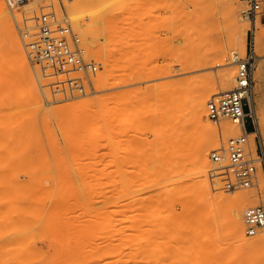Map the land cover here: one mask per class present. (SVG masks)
Segmentation results:
<instances>
[{
	"label": "rangeland",
	"instance_id": "1",
	"mask_svg": "<svg viewBox=\"0 0 264 264\" xmlns=\"http://www.w3.org/2000/svg\"><path fill=\"white\" fill-rule=\"evenodd\" d=\"M2 1L8 18L0 14V185L20 183L21 189L14 193V197L23 203H30V210L36 207L30 211L27 222L8 224V228L0 212V236L14 234L22 237L24 231L27 237L25 242L22 241L25 237H22L12 252L18 264H71L74 262L71 260L76 257L79 260L82 254L87 257H84L86 264H108L110 261L114 264L117 257V246L114 245L118 244L121 225L119 212L116 211L120 206L128 208V217L123 223L125 227L138 223L142 233L157 236L160 231L157 218H153L157 222L153 223V220L151 223L140 217L148 208L157 215L161 199L156 194L163 193L169 184L164 195L171 198L168 203L171 215L168 226L172 219H179L185 214L189 208L185 205L186 201L191 200L192 207L212 205L206 211L207 215L210 214L209 230L214 231H210V235L217 236L214 243L215 264H264V229L257 235L247 236L243 226L245 243L239 244L230 239L227 216L230 201L216 195H233L243 191L251 205H264V185L260 186L257 178L249 188L225 191L217 186L214 188L207 175L210 183L207 192L211 189L212 193L199 194L203 186L197 180L204 174L201 168L198 169L202 172L195 168L193 158L194 150L206 140V135L195 128L188 106L187 114L177 122L178 127H186L183 136L185 151L183 155L179 153L178 164L169 160L170 149L167 148L179 138L177 131H171L170 127L176 123L174 116H181L183 92L210 90V99L212 95L220 94V73L228 70L235 75V64L222 65L225 57L234 51L243 57L252 44L257 57L256 66L261 64L264 72V14L257 17L260 25L255 41L251 23L240 20L242 3L233 0L240 26L238 46L227 49L222 57L216 58L214 54L220 42L227 44L230 38L224 14L226 0L81 1L84 4L80 12L90 18L83 30L86 33L89 31L91 40H88L91 42L80 36L72 24L63 5L69 0H20L13 7L6 0ZM48 5L53 7L57 19L80 38L85 58L98 65L95 74L83 75L85 92L58 93L51 85L56 78L49 76V70L44 72L39 63L28 57L27 44L34 40L38 29L36 23L35 28H29L31 25L25 22L32 19L36 22L40 9L43 12L51 10ZM184 20L189 21L187 25ZM92 30L94 34H90ZM19 41L26 68L14 65L11 52L14 47L11 49V46L17 48ZM243 43L246 46L244 51L240 48ZM102 68L105 72L107 70L109 77L105 76L98 86L96 76ZM77 75L82 73L70 74ZM31 77L35 79L34 87L30 84ZM147 87H153V90L148 91ZM256 88H259L258 92ZM254 90L258 120L264 131V82L259 86L255 80ZM98 96L102 99L99 107L84 106L80 110L70 107L85 97L95 99ZM102 113H105L102 120L96 121ZM226 124L230 123L217 125L212 122L213 127L218 129V137H222V133L227 134ZM246 124L248 130L253 128L250 120ZM98 125L102 130V136L98 137L101 145L98 147L99 155L93 154L95 146L86 143ZM234 133L231 136L240 134L237 126ZM84 137L89 139L85 141ZM5 144H17L22 151L4 154L1 151L6 150ZM261 145L264 154L262 142ZM220 146H224L221 138L219 144L210 147L209 152ZM80 148L86 151L81 152ZM209 162L207 174L212 167L210 159ZM8 193V188L0 187V198L9 196ZM214 198L216 201L212 200ZM135 206L140 208L138 216L129 217L130 210ZM65 218L70 219L69 224H66ZM65 227L69 229L68 238L64 235ZM35 246L43 252L42 256L34 254ZM77 252L79 256L76 254L74 257Z\"/></svg>",
	"mask_w": 264,
	"mask_h": 264
},
{
	"label": "bare ground",
	"instance_id": "2",
	"mask_svg": "<svg viewBox=\"0 0 264 264\" xmlns=\"http://www.w3.org/2000/svg\"><path fill=\"white\" fill-rule=\"evenodd\" d=\"M81 1L87 2L90 0H69V2H67V3L65 2L63 5L66 8V11L68 13V16H69L72 24L75 26V29L78 30V33L80 34V36H83V38H87V41L89 42L91 40L90 35H88L89 31L87 30L88 33L84 32L83 26L85 24H87L88 21H90L89 20L90 18L88 16H86L85 14H82L80 12V9L84 4ZM224 5H225L224 14H225V18L227 21V26L230 29V38H229V41L227 44H225V42L224 43L220 42L219 45L217 44L218 47L216 48L215 54H214L216 58L222 57V55L224 53H226L227 49H235L238 46L237 32L239 31L240 26H239L237 16H236V10L233 7V0H226V3ZM0 14L6 15L5 17L8 18L7 11L5 9V5H4L2 0H0ZM190 17H191V15H190ZM240 20H244V19L242 18ZM187 22H189V21L184 20L185 25H187ZM25 23H28L31 25L29 28H35L36 22H34V19L27 20ZM259 25H260V22L258 20H256L254 22V24L253 23L251 24V30L254 34V36H253L254 40H255V33H256V30L259 27ZM194 27H195V25H194ZM90 32H92L90 34H94L93 30ZM147 33H148V31H147ZM178 33H180V31H178ZM256 36H257V34H256ZM256 38L258 39V37H256ZM88 39H90V40H88ZM143 40L145 41L146 39L143 38ZM17 43H18L17 48H15V46H11V49L14 47V49L11 50V52H13L12 54H13V58H14V60H13L14 65L18 64V65H21L23 68H26V60H25V57L23 54V49H22L21 43H20V41ZM92 43L94 44V42H92ZM88 46H89V44H88ZM240 48L242 51H244L246 49L245 43H243L240 46ZM236 52L237 51H234L229 56L225 57L222 65L235 64L234 56H235ZM153 53H155L154 50H153ZM102 63L106 64V61H102ZM217 65L220 66L221 64L217 63ZM170 66H172V65H170ZM157 67L159 68L158 65H157ZM194 67H196V66H194ZM106 72H107V70H106ZM106 72H105L104 68H102L101 73H99L96 76L98 86L101 84V81L104 80L105 76H106V78L109 77V74L107 75ZM50 76L55 77L56 80H58V81H61L65 78V75H63V74H56V75H50ZM254 77H255V80L257 81L259 86L264 82V72H263L261 64L256 66L255 72H254ZM219 80L221 83V89H220L219 93L222 94V93L229 91L232 88V85L235 82V75L233 72L225 70L223 73L219 74ZM180 81H182V80H180ZM30 84H32L33 87L35 86V79L33 77H31ZM174 85H176V84H174ZM97 88H99V87H97ZM183 89H185V88H183ZM149 90L150 91L153 90V87H152V89L148 88V91ZM177 90H178V88H177ZM258 91H259V88H256V92H258ZM181 93H182V91H181ZM184 93L185 92H183V94ZM183 94L181 95V102H180V105L182 107L181 116L180 117L174 116L176 123H174L170 127L171 131H174V132L177 131L179 138L177 141H173L172 143H171V141H169V144L170 143L171 144L169 146H167V148L169 147V149H170L169 150L170 159L168 156L167 157L171 162L178 164L179 156H180L179 153H182V155H183V153L185 151L184 150L185 139L183 138V136L185 135L186 127L182 126V125L181 126L179 125V127H178L177 125H178L180 119L182 118V116H185L187 114L186 113V107L188 106L189 112L191 113V116H192V119H193V122L195 125V128L199 129V131L202 134L206 135V140L204 142H202L199 146H197V148L194 150L195 155L193 158L194 159L193 164L195 162V165H196V166L194 165L195 168L197 170H200L198 168H201L203 172L201 170L200 171L202 172V174H204V177H201L200 179L197 180V181L200 180L199 181L200 186H203V187H200L203 190H201L199 192V194L201 192H203L205 194L211 190L210 189L211 187H208V189H210V190H208V192H207V185L210 184V183H208V180H207V179H209V178H207V175H208L207 170H208V167L210 164L209 159H208L210 147L219 144L220 138L222 140V144L225 145L226 141L230 138L229 136L235 134L234 129L236 128V125H234L232 123L226 124L227 134L222 133V137H218V135H217V134H219L217 132L218 129L213 127L212 122L210 121V119L208 117L207 109H206V103L209 99L211 91L209 90V91H203V92H192V93H188V94L186 93L184 95ZM84 96H87V95L85 94ZM101 101H102L101 96H98L95 99L94 98L91 99L90 97H85L83 99V101H81L79 103H73L70 105V107L73 110H80L81 108H85L84 106H89V107L92 106L93 107V105H96L97 107H99V106H101V103H102ZM251 103H252V115L257 122V130L253 131V133H251L249 135L250 145H251L252 149L254 150L255 144H254L253 138L255 136L260 137L261 142L264 146V131H263V128L261 127V123H259V120H258V115H257L258 113H257L256 106H255V97L254 96H253ZM178 107H179V105H178ZM146 109H148V107ZM148 110H150V109H148ZM23 114H24V112H23ZM104 114L105 113H102L100 116H98L96 121H101L102 116H104ZM219 125H221V123ZM101 136H102V130H101V127L98 125L97 127H95L92 130L91 135L89 136L90 139L88 138L89 140L87 139V137L86 138L84 137L85 141L88 140L86 143H91V145L96 147V149H94V151H93L94 152L93 154H97L98 150H100L98 147H100L101 145L99 144L100 139L98 137H101ZM231 137H233V136H231ZM92 138L94 139L93 142H91ZM6 145L7 144H5V146ZM16 145L10 144V146L9 145L6 146L5 151H1V152L2 153L4 152V154L5 153H8V154L12 153L13 154L14 152H15L14 154H16L17 152L20 153L22 151L21 147L19 148ZM2 146H3V144H2ZM5 146H4V148H5ZM19 146H21V145H19ZM22 146L24 147L23 144H22ZM88 147H90V146H88ZM4 148H3V150H4ZM12 148H14V149H12ZM80 149L81 150H79V151H81V152H82V150H85V148H83V149L80 148ZM163 149H165V148H163ZM90 150L87 151V153L90 152ZM72 151H76V149H72ZM41 153H42V151H41ZM160 153H162V152H160ZM85 154L86 153H84V155ZM98 155H99V153H98ZM164 157H166V156H164ZM167 174H168V172H167ZM257 175H258V181L260 183V186H263L264 185V168H263V166L259 167ZM203 180L205 182H201ZM10 183H8V185H7L9 187L2 186V184L0 185V187L8 188V191H9V193H8L9 196L0 198V212L3 213V215H1V214L0 215H1L2 221H4L3 223L5 225H7V228H8V224L11 225L12 223H19L20 224L23 222H27L29 220L28 216L30 215V211H32L36 208V207L35 208L33 207V209L30 210L29 209L30 203H27V202L23 203L22 200L15 198L14 193L17 190L21 189L20 183H17V184L11 183L12 185H9ZM203 183H206V184H203ZM22 184L24 185L25 183H22ZM4 185H6V184H4ZM169 186H170V184L167 185L166 188H164L163 193L161 192V193L156 194V197L159 196L161 199L159 205H157L158 206L157 207V210H158L157 215H154L152 213V211L147 207L148 210H143V212L145 214L143 213V216L141 215V217H140V219L143 218L142 219L143 221H145V219H148L149 221H151V223L154 219L157 218L158 222L156 220H154L153 223L157 222V224L159 226L158 229L160 231H159V234L155 237H151V235L149 233H144V232L142 233L141 231L143 229L140 225H137L138 223L137 224L133 223L134 225L132 224V225H130V227H129V225L127 227H125L123 225V223H124L126 217H128V215L126 214L128 211V208H124L123 206H120V208H119L118 207L119 205L117 206L119 208V210L118 211L115 210V211L119 212L120 224H121L119 226L120 230H118L119 231L118 232V234H119L118 244L114 245V246H117V250L115 249L117 251V253L115 252L117 254L116 255L117 257H115V255L113 253H111L116 258V259H114L116 264H215L216 255H215V250H214V243H215L217 236L214 237V235H213L214 233L212 234L213 236L210 235L211 230H209V226H208V216L210 214L207 215V211H206L207 208H209L208 206H210V205H207V207H206V205L205 206L197 205L196 207H192L193 205H191V202H190L191 200L188 201L189 204L186 201V203L185 202L184 203H185V205H188L189 208L185 210V214L179 219H177V218L174 220L172 219V222L169 223V226H168L169 218L171 216L170 212H169L168 203L170 202L171 198L168 199L169 196H164V195L168 191L167 189ZM197 186H198V183H197ZM214 188H215V186H214ZM169 189H171V187ZM168 194H169V192H168ZM204 194L201 193L200 195L204 196ZM216 195L218 196L217 198H219V195H221L223 199L226 198L230 201V205L228 208V215H227L228 216V231H229V233L228 232L227 233L229 234L230 239H232L233 241H235L239 244H244L245 243V236L243 235L244 222H243V214L242 213L245 211L244 210L245 207H247V205L250 204L249 201L247 202L248 195L243 191L235 193L233 195H226L224 193H216ZM215 198H216V196H215ZM215 198L212 200H215ZM208 200H209V198H208ZM211 206H210V208H211ZM251 206H254V205H251ZM139 209L140 208H138L136 206L133 207V209L130 210L129 217L130 216L133 218L137 217L138 213H139ZM154 216H156V217H154ZM212 216H213V214H212ZM241 216H242V218H241ZM64 221L66 222V224H69L70 219L65 218ZM135 224L137 225L136 227H135ZM150 225H152V224H150ZM67 227H69V226H67ZM67 227L63 228V230L64 229L66 230V231H64V235L66 236L65 238L69 237V234L67 233V230H69V229ZM151 227H150V230L152 231ZM136 228H138L139 230H137ZM140 229H141V231H140ZM263 229H261L259 232H261ZM10 230H11V228H10ZM136 230H137V232L139 231L138 232L139 236L136 235V233H137ZM208 230H209V232H208ZM22 232H23L22 237H25L24 231H22ZM22 232H20V233H22ZM212 232H214V231H211V233ZM6 233H8V232H6ZM66 234H68V236ZM244 234H245V228H244ZM13 235L7 234L5 236H0V264H18L17 258L15 257V255H13L12 252H14L16 250V247L18 246V244H20L22 237L16 236V235L13 236ZM19 235H21V234H19ZM216 235H218V234H216ZM221 235H222V233L220 234V236ZM211 237L212 238L214 237V238L212 239ZM26 238L27 237H25V239L23 238L22 241L25 242V240H27ZM70 242H71V240H70ZM65 244H67V243L65 242ZM69 244H67V245H69ZM38 249L36 246L33 248L34 254L36 256H42L43 252L42 251L40 252ZM72 249H74V251H77V250H75V248H72ZM78 252L80 253V249ZM78 252L74 254L75 255L74 257H76L77 255L79 256ZM111 252H113V251H111ZM72 256H73V254H72ZM79 257H82V258H79V260H78V257L74 258L71 261H74L75 263L73 262L71 264H84L85 259L87 257L84 256V257H86V258H84L83 254H82V256H79ZM75 259H77V261ZM80 259H82L84 261H82ZM78 261H80V262H78ZM81 262H83V263H81ZM88 262L91 263V260H88ZM110 262L108 264H113V261H110ZM115 262H114V264H115ZM20 263L21 262H19V264ZM32 263H34V262H32ZM86 263H87V260H86L85 264Z\"/></svg>",
	"mask_w": 264,
	"mask_h": 264
},
{
	"label": "built area",
	"instance_id": "3",
	"mask_svg": "<svg viewBox=\"0 0 264 264\" xmlns=\"http://www.w3.org/2000/svg\"><path fill=\"white\" fill-rule=\"evenodd\" d=\"M20 0H6L13 7ZM242 3L240 16L251 24L264 14V0H239ZM50 11L40 9L36 17L38 32L34 40L27 44L28 57L41 65L50 75L63 74L65 78L52 83L58 93L70 94L74 91L85 92V75L95 74L96 62L85 58L81 40L73 34L64 22L57 19L51 5ZM234 87L222 94L212 95L206 103L209 119L215 124L229 122L236 125L240 134L230 137L224 146L209 152L212 167L208 176L214 186L225 191L249 188L257 180L259 167L264 165L263 149L259 136L253 138L255 149L250 145L249 135L257 130V122L252 115V99L255 94L256 55L250 49L242 57L236 52ZM79 72L82 75L71 76ZM84 75V76H83ZM247 120L252 129L248 130ZM245 234L256 235L264 228V205L249 206L243 212Z\"/></svg>",
	"mask_w": 264,
	"mask_h": 264
}]
</instances>
